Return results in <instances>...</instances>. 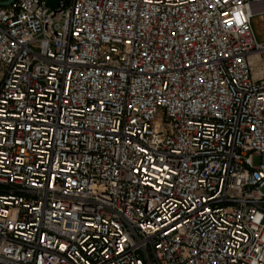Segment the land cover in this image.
Returning <instances> with one entry per match:
<instances>
[{
    "label": "built area",
    "instance_id": "2783aa9c",
    "mask_svg": "<svg viewBox=\"0 0 264 264\" xmlns=\"http://www.w3.org/2000/svg\"><path fill=\"white\" fill-rule=\"evenodd\" d=\"M254 17L264 0L0 5V264H264Z\"/></svg>",
    "mask_w": 264,
    "mask_h": 264
},
{
    "label": "rangeland",
    "instance_id": "374dc122",
    "mask_svg": "<svg viewBox=\"0 0 264 264\" xmlns=\"http://www.w3.org/2000/svg\"><path fill=\"white\" fill-rule=\"evenodd\" d=\"M252 28L255 34L256 39L261 42L264 41V27L262 23V18L254 17L252 19ZM257 159H254V163H256Z\"/></svg>",
    "mask_w": 264,
    "mask_h": 264
},
{
    "label": "water",
    "instance_id": "95a60500",
    "mask_svg": "<svg viewBox=\"0 0 264 264\" xmlns=\"http://www.w3.org/2000/svg\"><path fill=\"white\" fill-rule=\"evenodd\" d=\"M12 0H6L0 2V5H8ZM58 0H46V6L50 8H55L57 6Z\"/></svg>",
    "mask_w": 264,
    "mask_h": 264
}]
</instances>
